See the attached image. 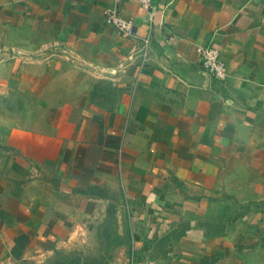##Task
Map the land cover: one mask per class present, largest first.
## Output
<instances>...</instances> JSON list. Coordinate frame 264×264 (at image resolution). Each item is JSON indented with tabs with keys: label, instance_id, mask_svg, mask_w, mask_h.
<instances>
[{
	"label": "crops",
	"instance_id": "obj_1",
	"mask_svg": "<svg viewBox=\"0 0 264 264\" xmlns=\"http://www.w3.org/2000/svg\"><path fill=\"white\" fill-rule=\"evenodd\" d=\"M112 2L0 0V264H264V0Z\"/></svg>",
	"mask_w": 264,
	"mask_h": 264
},
{
	"label": "built area",
	"instance_id": "obj_2",
	"mask_svg": "<svg viewBox=\"0 0 264 264\" xmlns=\"http://www.w3.org/2000/svg\"><path fill=\"white\" fill-rule=\"evenodd\" d=\"M146 9H153L155 0H136ZM123 0H113L112 5L106 10L105 19L113 24L118 32L126 36H135L136 22L133 18L124 16L121 13L120 5ZM141 55L145 58L148 51V40L142 39ZM201 65L204 72L213 77L225 80L228 77V67L225 60L221 57L220 49L215 44L200 46L198 48Z\"/></svg>",
	"mask_w": 264,
	"mask_h": 264
}]
</instances>
